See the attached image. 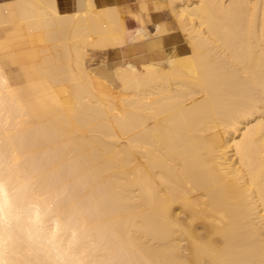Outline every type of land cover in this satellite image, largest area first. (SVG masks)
<instances>
[{"label":"bare ground","instance_id":"1","mask_svg":"<svg viewBox=\"0 0 264 264\" xmlns=\"http://www.w3.org/2000/svg\"><path fill=\"white\" fill-rule=\"evenodd\" d=\"M0 52V264H264V0H0Z\"/></svg>","mask_w":264,"mask_h":264},{"label":"rangeland","instance_id":"2","mask_svg":"<svg viewBox=\"0 0 264 264\" xmlns=\"http://www.w3.org/2000/svg\"><path fill=\"white\" fill-rule=\"evenodd\" d=\"M136 1L137 0H129L128 2H126L124 4L134 3ZM124 4H121V5H124ZM166 6H167V8H166ZM166 6L162 9V11L160 13V19L164 20L169 26H171L173 28L172 31L174 33H179L181 31L180 28L178 27L179 25H178L174 15L170 12L169 6L168 5H166ZM158 16L159 15L154 13L152 17L155 20V19H157ZM182 36H185V34L182 33ZM0 64H1V66H3L5 71H7L8 75L13 79L18 78V76H20L22 73L21 66L19 64H17L16 62H14L12 57H10L7 54V52H0Z\"/></svg>","mask_w":264,"mask_h":264},{"label":"crops","instance_id":"3","mask_svg":"<svg viewBox=\"0 0 264 264\" xmlns=\"http://www.w3.org/2000/svg\"><path fill=\"white\" fill-rule=\"evenodd\" d=\"M74 1L75 0H59V4H60L62 11H68L69 9L71 10L74 6ZM128 1L129 0H95L96 4L98 6H105L107 4H114V3L121 5V4H124Z\"/></svg>","mask_w":264,"mask_h":264}]
</instances>
